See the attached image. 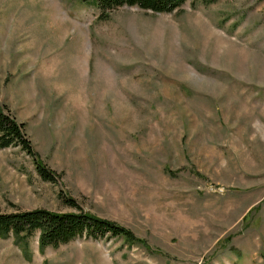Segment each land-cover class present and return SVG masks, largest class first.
Here are the masks:
<instances>
[{"label": "rangeland", "instance_id": "obj_1", "mask_svg": "<svg viewBox=\"0 0 264 264\" xmlns=\"http://www.w3.org/2000/svg\"><path fill=\"white\" fill-rule=\"evenodd\" d=\"M99 14L0 0V104L57 172L0 147V212L69 196L144 243L0 236V264H264V0Z\"/></svg>", "mask_w": 264, "mask_h": 264}, {"label": "trees", "instance_id": "obj_2", "mask_svg": "<svg viewBox=\"0 0 264 264\" xmlns=\"http://www.w3.org/2000/svg\"><path fill=\"white\" fill-rule=\"evenodd\" d=\"M92 2L99 9V19L110 18L112 13L123 6H137L153 13H170L179 9L188 0H83ZM19 146L32 157L40 176L55 182L57 172L41 161L32 140L25 130V124L19 122L12 110L0 104V147ZM66 203L75 208L72 211H52L45 208L0 212V236L11 235L19 239H28L39 234L41 249L59 247L78 236L93 238L108 235L123 237L129 243H144L131 230L107 218L99 217L79 207L75 199L65 196ZM26 242H24L25 244Z\"/></svg>", "mask_w": 264, "mask_h": 264}]
</instances>
